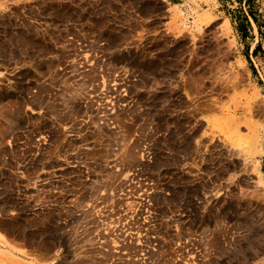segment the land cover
<instances>
[{
  "label": "rangeland",
  "instance_id": "obj_1",
  "mask_svg": "<svg viewBox=\"0 0 264 264\" xmlns=\"http://www.w3.org/2000/svg\"><path fill=\"white\" fill-rule=\"evenodd\" d=\"M238 10L199 34L161 0L1 10L0 243L29 264H264V88Z\"/></svg>",
  "mask_w": 264,
  "mask_h": 264
},
{
  "label": "crops",
  "instance_id": "obj_2",
  "mask_svg": "<svg viewBox=\"0 0 264 264\" xmlns=\"http://www.w3.org/2000/svg\"><path fill=\"white\" fill-rule=\"evenodd\" d=\"M21 0H0V11L10 7L15 2H19ZM166 5V9L172 8L173 18L177 21L184 22L186 19H190L192 17V26L196 33H200L205 27L209 26L215 19L216 16L219 17L217 13H221L226 15L225 12L228 11L229 7H233L234 5H239V8H242V12L237 11L239 14H244L245 17L244 22L248 23L253 29L248 27L245 29L242 26V47H245V57L251 59H257L259 65H256V70L262 80L261 86L264 88V0H161ZM200 3L203 4V8H200ZM207 7L205 6L206 3ZM200 8V9H199ZM232 15L226 17V21H224L225 28L227 30L232 28ZM241 19H239L240 22ZM205 21V23H204ZM179 29L183 28V25H178ZM249 32V35L247 34ZM250 37V38H249ZM250 39V40H249ZM243 62V60H240ZM260 66V68H259ZM263 74H262V72ZM0 73H4L3 70H0ZM263 141H264V136ZM264 149V148H263ZM259 172L260 179L264 184V150L259 158ZM10 245H5L0 243V250H5L6 253L11 257L12 261L15 264H29L26 260L22 259L23 256L16 250V246L13 243H9Z\"/></svg>",
  "mask_w": 264,
  "mask_h": 264
},
{
  "label": "trees",
  "instance_id": "obj_3",
  "mask_svg": "<svg viewBox=\"0 0 264 264\" xmlns=\"http://www.w3.org/2000/svg\"><path fill=\"white\" fill-rule=\"evenodd\" d=\"M248 0H246V2H247Z\"/></svg>",
  "mask_w": 264,
  "mask_h": 264
}]
</instances>
